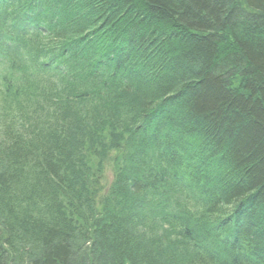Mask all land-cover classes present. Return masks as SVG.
<instances>
[{
    "label": "trees",
    "instance_id": "trees-1",
    "mask_svg": "<svg viewBox=\"0 0 264 264\" xmlns=\"http://www.w3.org/2000/svg\"><path fill=\"white\" fill-rule=\"evenodd\" d=\"M37 1L0 0V264H264V0Z\"/></svg>",
    "mask_w": 264,
    "mask_h": 264
},
{
    "label": "bare ground",
    "instance_id": "bare-ground-1",
    "mask_svg": "<svg viewBox=\"0 0 264 264\" xmlns=\"http://www.w3.org/2000/svg\"><path fill=\"white\" fill-rule=\"evenodd\" d=\"M36 3L38 4V6L40 7V8H44V7H42V6H40V4H39V1H37L36 0ZM33 13H36V12H33ZM37 15V14H36ZM8 37V42H7V44H8V47H13V45H14V38H13V36L11 35V36H7ZM15 37L17 38V36H16V34H15ZM10 49H12V48H10ZM112 57H110V56H107V55H105V58L104 59H102V62L104 63V64H111L112 63ZM101 61H97V62H93V64L96 66V67H98V68H102V67H104V64L102 63ZM165 189H169V187H165ZM90 256L93 258V254L91 253L90 254Z\"/></svg>",
    "mask_w": 264,
    "mask_h": 264
},
{
    "label": "rangeland",
    "instance_id": "rangeland-1",
    "mask_svg": "<svg viewBox=\"0 0 264 264\" xmlns=\"http://www.w3.org/2000/svg\"><path fill=\"white\" fill-rule=\"evenodd\" d=\"M108 172L111 173L112 172V169L111 167H108Z\"/></svg>",
    "mask_w": 264,
    "mask_h": 264
}]
</instances>
